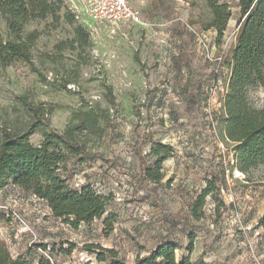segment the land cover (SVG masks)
Here are the masks:
<instances>
[{
	"label": "rangeland",
	"instance_id": "374dc122",
	"mask_svg": "<svg viewBox=\"0 0 264 264\" xmlns=\"http://www.w3.org/2000/svg\"><path fill=\"white\" fill-rule=\"evenodd\" d=\"M62 1L82 24L81 0ZM136 6L143 25L131 34L134 47L89 34L90 47L71 51V28L48 17L25 27L40 33L30 63L0 67V131L23 134L31 122L25 103L42 104L49 112L47 126L29 138L31 145L41 144L43 132L70 131L103 160L80 165L71 159L59 171L62 178L71 189L89 185L110 199L100 219L72 229L54 218L44 201L7 186L0 191V241L13 260L25 264H111V256L132 264L136 255L166 242L178 246L179 260L194 235L191 262L264 264V164L246 182L233 168V145L221 133L219 103L240 23L238 8L232 4L217 39L215 31L203 28L211 16L200 0H137ZM0 37L9 39L1 16ZM60 43L66 44L62 51ZM172 48L184 58L175 61ZM248 98L255 108L264 107L262 89H250ZM89 109L100 116L94 134L74 129V113ZM158 144L169 146L171 156L155 182L144 171L152 167ZM208 181H214L215 191L195 221L192 205ZM110 215L114 222L107 225ZM106 250L112 254L103 253L106 261L98 262L97 253Z\"/></svg>",
	"mask_w": 264,
	"mask_h": 264
},
{
	"label": "trees",
	"instance_id": "16d2710c",
	"mask_svg": "<svg viewBox=\"0 0 264 264\" xmlns=\"http://www.w3.org/2000/svg\"><path fill=\"white\" fill-rule=\"evenodd\" d=\"M210 13V21L204 30H213L220 39L232 16L231 6L236 5L240 23L235 36V45L227 62L229 74L226 90L220 100L222 137L234 148L233 168L252 182L251 173L264 164V107L255 108L249 101L248 91L259 88L264 91V0H200ZM0 16L3 18L9 39L0 37V67L11 66L16 62L30 63L31 49L40 36L36 30L27 32L26 25L31 21H43L48 17L58 24L62 21L73 32L69 49L74 51L90 47L89 32L71 13L62 0H0ZM64 43L57 50L65 48ZM31 117L30 125L23 134H12L7 129L0 131V191L13 186L35 198L44 201L51 215L77 229L81 224H90L100 219L106 210L109 198L95 193L89 185L71 189L60 170L66 168L69 160L80 165L101 155L91 153L84 143L70 137V131L43 132L39 146H32L29 138L42 126H47L45 116L48 111L42 104L25 103ZM77 121L74 129L78 132L96 133L100 116L92 109L74 113ZM155 157L151 168L144 171L147 179L159 182L161 165L171 156L169 146L158 144L152 151ZM216 181V179L214 178ZM215 191L214 181H208L192 205L195 221L202 218L205 198ZM264 222V214L261 219ZM114 222L112 215L105 221ZM194 235H191L186 248L187 256L177 260L178 246L172 242L163 243L146 255H136L132 264H207L202 258L191 262ZM87 248H94L87 246ZM90 250V249H89ZM97 253L98 262H105L103 253ZM0 264H25L20 258L13 260L5 245L0 241ZM111 264H125L111 256Z\"/></svg>",
	"mask_w": 264,
	"mask_h": 264
},
{
	"label": "built area",
	"instance_id": "2783aa9c",
	"mask_svg": "<svg viewBox=\"0 0 264 264\" xmlns=\"http://www.w3.org/2000/svg\"><path fill=\"white\" fill-rule=\"evenodd\" d=\"M136 2L137 0H81L82 12L87 17V21L81 19V22L92 38L103 36L111 41L124 42L129 47H134L131 34L143 25ZM75 18L77 21L80 20L78 15ZM163 40L161 43L171 48L172 45L168 40ZM170 50L173 57L179 56L173 48Z\"/></svg>",
	"mask_w": 264,
	"mask_h": 264
},
{
	"label": "crops",
	"instance_id": "0c3cea01",
	"mask_svg": "<svg viewBox=\"0 0 264 264\" xmlns=\"http://www.w3.org/2000/svg\"><path fill=\"white\" fill-rule=\"evenodd\" d=\"M83 13V12H82ZM82 16H84V19H82L83 21H87V17L84 15V14H82ZM173 42L176 44V45H179V46H181V47H184V43H182V38L181 37H175L174 39H173ZM180 57L178 58H176L175 59V61H179L180 59H182V58H184V54H180L179 55Z\"/></svg>",
	"mask_w": 264,
	"mask_h": 264
}]
</instances>
